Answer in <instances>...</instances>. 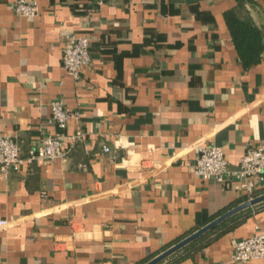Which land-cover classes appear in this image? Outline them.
Here are the masks:
<instances>
[{
    "label": "crops",
    "instance_id": "obj_1",
    "mask_svg": "<svg viewBox=\"0 0 264 264\" xmlns=\"http://www.w3.org/2000/svg\"><path fill=\"white\" fill-rule=\"evenodd\" d=\"M35 1L29 17L0 0V134L26 155L53 132L62 97L78 113L67 132L81 136L65 160L0 173V264H143L264 193V180L248 194L193 170L199 145L220 146L229 170L264 145V49L240 59L225 21L235 0ZM246 10L264 44V0ZM66 33L89 38L79 78L62 64ZM257 225L264 201L158 264H262L231 260V240Z\"/></svg>",
    "mask_w": 264,
    "mask_h": 264
},
{
    "label": "built area",
    "instance_id": "obj_2",
    "mask_svg": "<svg viewBox=\"0 0 264 264\" xmlns=\"http://www.w3.org/2000/svg\"><path fill=\"white\" fill-rule=\"evenodd\" d=\"M109 0H94L97 5ZM14 10L19 16L33 17L38 14L35 0H13ZM62 44L61 60L66 71L74 78H79L81 69L91 62L89 38L74 33H66L59 38ZM72 113L62 97L51 102L49 123L53 132L44 136L39 145L29 148L26 155L21 153L18 143L8 134H0V173L6 176L9 172L17 171L24 162L31 163L36 159L65 160L69 151L81 134H70L67 125ZM108 152L110 148L103 146ZM193 170L203 179H215L224 182L226 178L240 181L241 188L251 194L255 180H264V145L249 147L239 161L235 170L228 169L223 150L215 144H202L195 149ZM9 225V221L0 218V229ZM257 233L252 236L231 240V260L246 263L249 260H260L264 264V226H256Z\"/></svg>",
    "mask_w": 264,
    "mask_h": 264
},
{
    "label": "trees",
    "instance_id": "obj_3",
    "mask_svg": "<svg viewBox=\"0 0 264 264\" xmlns=\"http://www.w3.org/2000/svg\"><path fill=\"white\" fill-rule=\"evenodd\" d=\"M235 1V7L225 12V21L228 25L240 59L246 65H249L260 59V55L264 49L263 36L260 29L247 14L246 4L252 3V0ZM247 197L248 195H245L243 200L246 201ZM211 231L212 230H209V232ZM202 236L190 243L188 246L190 247L194 245L196 241L202 239ZM164 249L166 248H163V250ZM174 255H172V257H174Z\"/></svg>",
    "mask_w": 264,
    "mask_h": 264
},
{
    "label": "water",
    "instance_id": "obj_4",
    "mask_svg": "<svg viewBox=\"0 0 264 264\" xmlns=\"http://www.w3.org/2000/svg\"><path fill=\"white\" fill-rule=\"evenodd\" d=\"M263 201H264V193L257 195L255 197H252V198L230 208L229 210L225 211L224 213H222L218 217L214 218L213 220H211L207 224L203 225L202 227H200L196 231L192 232L188 236L184 237L180 241L176 242L175 244L168 247L167 249H165L164 251H162L161 253L154 256L153 258H151L150 260H148L147 262H145L143 264H158L162 260L166 259L170 255H172L173 253H175L176 251H178L179 249L184 247L186 244H188L192 240L196 239L200 235H202L205 232L209 231L210 229L214 228L216 225H218L219 223H221L222 221H224L225 219H227L231 215H233V214H235V213H237V212H239V211H241L247 207L261 203Z\"/></svg>",
    "mask_w": 264,
    "mask_h": 264
}]
</instances>
